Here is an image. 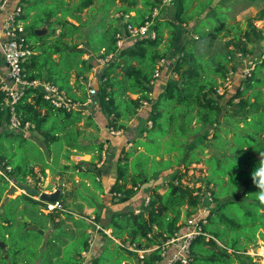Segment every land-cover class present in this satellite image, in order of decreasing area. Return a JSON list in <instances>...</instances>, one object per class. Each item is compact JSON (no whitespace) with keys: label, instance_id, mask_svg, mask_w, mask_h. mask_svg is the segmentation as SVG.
Returning a JSON list of instances; mask_svg holds the SVG:
<instances>
[{"label":"trees","instance_id":"obj_1","mask_svg":"<svg viewBox=\"0 0 264 264\" xmlns=\"http://www.w3.org/2000/svg\"><path fill=\"white\" fill-rule=\"evenodd\" d=\"M22 1L23 8L28 13L34 12V23L38 25L42 22L48 31L38 36L32 30L31 33L38 41L29 45L32 53L22 62L23 78L53 82L79 105L69 109L57 107L44 97L41 85L26 86L24 94L14 104L20 121L32 123L34 129L45 137L47 147L49 142L63 139L68 147L65 154L68 161L71 150L103 151L106 143L104 140L95 139L92 143H84L82 140L86 138V126L94 124L98 128L93 120L94 110L89 109L86 114L88 108L83 104L89 98L85 85L86 73L93 67L92 60L88 58L92 54L100 57L112 54L97 75L96 93L91 96L89 104L102 111L109 132L111 129L125 132L127 125L123 121L129 120L146 101L145 105H149L147 121L151 122V126H144L145 134L134 140L136 148L132 152L137 151V147L143 146V143L160 141L164 145V154L173 155L172 152H178V155L173 156V159L171 156L157 159L156 164L169 162L171 165L185 167L183 171L176 170L171 176L168 175L167 180H160L158 174L164 167L158 166L155 172L150 171V165L147 164L151 154L145 149L146 152L136 155H144L146 166H142L141 159H134L130 166L141 169L131 174L129 157L133 156L132 152H124L122 149L118 153L111 195L116 203L132 198L138 185L150 181L152 184L147 187V202L138 211L132 207L111 211L103 227L111 228L112 236L118 240L115 241L101 231L108 240L103 250L91 257L92 264L110 263L112 259L117 264H162V242L175 233L185 232L188 229L187 219L201 210L205 211L200 217L201 232L191 242L189 264H232L235 257H238V251H245L250 243L258 245L260 239L264 246V199H261L264 190L252 179L253 171L264 166V92L261 91V86L264 87V50L260 58L249 64V72L241 74L234 94L229 98L225 96V83L232 75L230 71L233 73L238 69L236 53L244 57L253 52L247 48L246 39L251 41L249 32L244 34V38L235 35L222 46H213V42L227 27L228 17L225 18L223 11L228 10L221 5L212 6L213 0H202L206 5L205 15H196L186 21L182 18L185 11L184 0H174L177 4L173 20L157 18L153 24L156 32L154 38L137 37L118 47L116 34L127 23H144L161 0H145V6L149 7L146 15L145 11L137 8V0ZM111 9L120 12L122 16L127 15L126 22L120 25L119 18H109ZM132 11H136L137 15L130 16ZM96 13H100V16L93 20ZM214 15H218L217 24L209 25L203 30V35L196 30L199 23L205 22L207 18L212 19ZM69 18L76 20L78 24ZM178 21L183 24L190 21L194 38L185 42L178 41L170 31L171 38L167 45L160 46L163 40L162 26H176ZM56 28H59L58 31ZM29 34L27 32L26 36ZM192 42L197 43L193 45ZM79 43H83L85 47H78ZM85 54H88V58L84 59L82 56ZM169 54L175 55L171 57L174 60L171 74L177 77L167 78L163 86L154 89V70L161 59L168 63ZM1 64L0 58V72ZM160 70L162 71V67ZM73 71L81 78L70 83ZM223 86V92L219 93V88ZM247 91L249 94H246ZM131 94H135L136 98H132ZM235 98L238 99L237 102H233ZM4 99L5 93L0 90V136H16L18 134H12L6 129L10 107L3 105ZM232 103L235 104L236 111H240L239 117L234 121V128H239V132L220 125L221 118L227 120L226 113L232 111L223 105L227 104L229 107ZM165 115L171 119V124L162 128ZM82 121L87 123L79 124ZM192 121L197 125L192 126ZM239 123L243 125L240 127ZM207 127L210 129L206 131ZM191 134L197 139L186 140ZM206 143L214 146L219 154H204ZM199 154L208 165V174L196 179L204 183L203 190L182 181L184 178L192 179V176H187V171L190 164L202 162ZM0 158L10 162L1 151ZM88 163H63L59 169L61 175L72 168L80 174L94 173L97 177L101 169L90 168ZM13 166L20 183L27 176L40 181L30 164ZM48 167L40 169L41 176L46 175L45 169ZM128 183L131 185L128 186ZM36 185L29 187L32 196L40 192ZM98 188L101 189L100 186ZM196 191L199 193L196 194ZM207 192L210 193V200L204 202L208 198ZM30 195L19 194L11 199H16L18 204L22 203L19 208L20 215L23 216V234L31 236L32 242H35V238L40 239L38 246L32 248L34 253L37 251L41 255L32 257L28 254L31 249L27 248L31 244L24 239L25 236L20 239L6 232L3 239H0V248L4 252L1 253L0 262L41 264L45 260V264H82V252L89 247L88 222L75 218L68 212H64L62 218L61 213L55 209L45 214L42 208L48 201ZM80 197L83 200L89 199L82 193ZM68 199L69 196L64 193L57 200L64 208H68ZM87 202L90 206L93 205L90 200ZM76 210L81 212L82 206L76 207ZM213 218H217L218 223L229 230L228 233L215 231L208 234L205 227ZM10 221V218L0 212V227H9ZM29 225H37L43 232L29 230ZM219 236L224 239L223 244L217 242ZM7 238H10L9 244L6 242ZM70 240L77 241L78 248L68 254L67 260L62 261V250ZM206 244L210 247L207 248ZM8 245L9 251L6 252ZM132 246L135 250L131 249ZM138 251H142V255ZM134 259L136 262H133Z\"/></svg>","mask_w":264,"mask_h":264},{"label":"rangeland","instance_id":"obj_2","mask_svg":"<svg viewBox=\"0 0 264 264\" xmlns=\"http://www.w3.org/2000/svg\"><path fill=\"white\" fill-rule=\"evenodd\" d=\"M156 1V0H152ZM145 0H137V8L141 11H145V15L147 14V9L149 7L145 6L144 4ZM159 2V1H157ZM212 6L213 5H221L225 7L227 11H223L225 18L228 17L227 21V27L226 29L216 38V40L213 42V46H222L227 40L230 38L234 37L235 35L239 36L240 38H244V34L246 32H249L251 35V41L249 39H246L247 43V48L251 49L253 52L245 55L242 59H239L237 62V71L231 73V77L229 81H226V88L227 92L225 96L228 98L234 94L236 85L241 77V74L243 71L249 69L250 65L253 60L260 58V55L262 51L264 50V0H213L211 2ZM176 4L177 2L174 0H161V2L157 3L156 7L152 9L151 11V16H154V21L156 23V19L159 18L161 20L165 18H172L173 20L174 15H175V9H176ZM185 4V11L182 13V18L186 19L188 21L190 18L196 15H205L206 12H204V9L206 7L205 2L202 0H184ZM114 7H112L113 9ZM111 11L109 12V18H119L122 23L126 22L128 19L127 15L122 16L120 12L118 11ZM222 11V10H221ZM204 12V13H203ZM203 13V14H202ZM209 13V12H207ZM137 15L136 11H132L130 13V16ZM207 15V14H206ZM100 16V13H96L95 17L93 20H96ZM119 16V17H117ZM198 18V17H197ZM217 18L218 15H214L212 19L209 20H204L205 22L199 23L197 26L198 31L201 32L203 35V30L206 29L209 25H215L217 24ZM192 21V20H191ZM194 21V19H193ZM190 22V21H189ZM185 22V24L181 23V21H178L176 26H170L166 27L165 25L162 26V45H167L168 41L170 40V31L172 32L173 36L178 39V41L185 42L188 39L194 38V29L191 28V23ZM120 23V22H119ZM36 27V28H35ZM38 25L34 23L33 21V15L30 16L28 23L26 25L27 32L30 34L26 36L27 41L30 44H35L36 41H38V38L32 34V30L38 29ZM171 29V30H170ZM58 30V29H56ZM48 31H46L47 33ZM197 42H192L193 45H196ZM85 47V45L82 43L81 48ZM102 51L99 53L101 54ZM175 56L174 54H169L168 55V63H164L162 66V71L161 75L157 77L153 81V86L154 89L163 86L165 84V81L167 78L174 77L176 78L177 75L171 74V70L168 71V66L169 63L171 62V57ZM82 58H88V54H85L82 56ZM237 58V57H235ZM88 60H92L93 67L90 69L89 72L86 73L87 75V81L85 85L87 88L89 87H94L97 89V82H98V73L99 71L104 67V60L101 59V57L97 54H92ZM252 66V65H251ZM72 81L74 82L75 80H80V76L78 77L76 74V71H73L71 74ZM70 78V79H71ZM76 84L74 83V86ZM224 89L223 87L219 88V93H222ZM261 91L264 92V87L261 86ZM154 93H152L153 96ZM246 94H249L247 91ZM132 98H136L135 94L130 95ZM237 98L234 99L233 102H237ZM149 107V105H146ZM226 108L232 109L231 112L226 113L227 115V120L224 118H221L220 125H224L229 127L232 130H236L239 132V128H234V121L236 118L239 117V112L236 111L235 109V104L232 103L228 107L227 104L223 105ZM89 110V109H88ZM98 113L93 115V120L95 124L99 125V128H96L94 124H89L85 128V140H92L94 139L99 140V137L103 139L104 136H108L113 138L114 136H117V138L121 135H123V130L119 131L118 135L113 134L109 132L108 127H106L105 124V116L103 115L102 111L97 107ZM147 110H140L139 112L137 111L132 117H130L129 120H124L123 122L127 125V128L125 129V134L127 135L126 141H123V143H119L116 138L112 139V141H109L107 143V146H103V151L99 152L96 149L92 150H87L85 152L82 151H74L71 150L69 154V161L65 158L66 151L68 150V147L66 146V143L63 142V139H57L52 142H49V147H47L46 142L44 141L45 137L43 134L36 130L33 129L30 131L28 136L24 135L23 133H17L14 132L11 129H8V132H11L12 134L16 133L18 135L16 136H10V135H2L0 136V151L10 160L12 165L20 164V165H28L30 164L35 172L37 173L36 176L37 178H40V181H37L35 177L32 178V183L30 184L31 181H25L20 184V187H24L27 189V191H30V188L36 185L39 189L40 192L48 191L52 189L57 188L58 185V180L59 178H63V183H62V191L61 194H67L69 196V199L67 201V204L69 205L68 208H72V210L76 211V207L78 206H84V203H86L85 200L80 199V193L86 194L89 199L95 205L92 207L90 210H81L84 215H86L90 220H95L96 223L101 227L103 226L108 219L110 211L111 204H107L108 206L104 209L103 203L105 202H110V200L113 202L115 201L112 196L110 197L109 190L106 189L102 195V197L99 196V198H95V195H98V187L101 186V183L95 180V174L94 173H86L88 177H85L83 179L80 178L78 175V170L68 168L67 170L64 171L63 175H61L60 172V165L63 163H68L71 164L73 162H79L81 160H85L89 164H93L92 167H98L102 171L99 173V176L102 179V182L105 184L107 182V179L113 178V171H111L112 175H108L104 172H107L108 169V163L112 162L113 160H117L118 153L123 149L124 152H132L134 151V148H136V145L133 143L135 139H137L139 136L144 135L143 133V128L144 126H149V123L146 124L147 121ZM95 116V117H94ZM226 117V116H225ZM165 121L162 123V128L165 126H168L171 121L170 118H168L165 115ZM86 121H82L79 124H86ZM105 125V126H104ZM197 124L192 121V126H196ZM240 127L243 125V123L238 124ZM101 126V127H100ZM151 126V125H150ZM100 128H101V133H100ZM210 128L207 127L205 130H209ZM88 130V131H87ZM143 133V134H140ZM203 132V130H201ZM211 134V133H210ZM209 134V135H210ZM174 135V134H173ZM22 136V137H21ZM113 136V137H112ZM195 135L191 134V136H188L186 140L192 141ZM26 139V140H25ZM128 139V140H127ZM197 139V138H196ZM84 140V139H82ZM141 142V139H140ZM163 142H153V143H143V146H139L137 148V151L132 152L133 156L129 157V167L132 170L131 174L135 173L137 169H141V167H135L134 165H131V162L135 160L141 159L143 164L142 166L145 167V162L146 160L143 158L144 155L142 154L141 157L137 156L136 154H139L141 150L145 151V149H148L151 155L150 159L148 158V163L147 165H150V171L152 170L155 172V169L158 166H162L164 168L160 169L162 171L159 172L158 178L160 180H167L168 175L171 176L176 170H181L183 171L185 167L183 166H177L175 164L169 163V162H161L159 164H156V160L160 158H168L171 156L173 159V156L178 155V152H172L173 155L170 154H164V145L162 144ZM205 144V143H204ZM113 148H117V150H113ZM183 150V148H180ZM139 152V153H138ZM206 152H212L216 155L219 154L217 149L214 146L208 145L206 143V147L204 149V154ZM202 158V162L200 163H195V164H190L188 171H187V176H192L191 180H187L184 178L182 181L185 183H188L190 186H195L196 188L200 187L202 190L204 189V183L201 181H196V179L200 176H206L208 174V165L204 162L203 157L201 154H199ZM100 161V162H99ZM117 162V161H116ZM99 164V165H97ZM171 165V166H170ZM49 166L48 168L45 169V176H40V169L42 167ZM91 167V166H90ZM154 170H153V169ZM152 173V172H151ZM115 174V173H114ZM148 174V173H147ZM85 175V174H83ZM98 176V177H99ZM86 182V184H83L82 182ZM29 184H28V183ZM152 181L138 185L136 189V200L134 201L135 205L139 206L137 208L141 207V203L144 200L145 197V192L147 190V186L151 185ZM29 185L31 186L30 188ZM131 184L128 183V186ZM9 187L5 182H0V209L3 211L4 215L8 218L11 219L10 221V226L7 228H2L0 227V239H3V236L6 232L11 233L14 237L17 238H22V236H25V240L31 244L30 247L27 248V250L31 249V253H28L32 257H37L40 256V252H35L34 249L32 248L33 246H38L40 239L35 238V242H32V237L28 236L27 234H23V228H22V219L23 216L20 215V206H22V203L20 202L18 204V201L15 199L19 194L22 193H14L11 194L10 196H7L6 193L8 191ZM162 191V190H161ZM39 192V193H40ZM195 193H198L197 191ZM33 196H38V195H33ZM207 199L210 200L209 198L204 199V202H207ZM102 200V201H100ZM100 201V202H99ZM114 203V202H113ZM106 205V203H105ZM86 207V206H85ZM84 207V208H85ZM109 208V209H108ZM93 209L96 210V212L93 211ZM205 209V208H204ZM45 212H48L47 209H44ZM0 211V212H2ZM85 211V212H84ZM205 211L201 210L198 214L195 216L197 218H200L204 215ZM98 214V217H97ZM91 216V217H90ZM60 217H64L63 214H60ZM67 223H71L70 221H67ZM5 225V223H3ZM93 226V225H92ZM103 228V227H102ZM94 230L93 228H91ZM97 229V228H95ZM106 228H103V232H105ZM206 232L212 233L215 231L221 232V233H228V229H226L224 226L220 225L218 223L217 218H213L211 221H209L205 227ZM96 233V232H95ZM93 233V236L96 238L95 244L96 248L94 250L98 253L100 250H102V247L104 248L106 246V240L107 237L103 234H95ZM92 236V234H91ZM94 240V239H93ZM93 240L91 239V242L93 244ZM217 242L219 244H223L224 239L222 236H219L217 239ZM6 242L9 244L10 238L6 239ZM258 249L254 248V244L250 243L248 246H246V250H240L238 251V257H235L236 259L232 262V264H264V246L263 242L258 239ZM206 247H210L208 244H206ZM9 245L6 247V252L8 250ZM78 248V242L77 241H68L66 246H64V249L62 250V261H64L67 257L68 254L71 253L72 251H75V249ZM1 253L3 254L4 252L0 248V256ZM92 254L94 256L95 254ZM206 253V252H205ZM109 254V253H104V255ZM139 255H142V251H139ZM237 255V254H236ZM5 256V254H4ZM1 258V257H0ZM67 260V259H66ZM1 261V259H0ZM115 260H111L110 263L107 262L105 264H117V262H114ZM133 262H136V259L133 260ZM0 264H3L0 262ZM23 264V263H20ZM41 264H45V260L41 261ZM137 264V263H136Z\"/></svg>","mask_w":264,"mask_h":264},{"label":"built area","instance_id":"obj_3","mask_svg":"<svg viewBox=\"0 0 264 264\" xmlns=\"http://www.w3.org/2000/svg\"><path fill=\"white\" fill-rule=\"evenodd\" d=\"M10 0H0V13L5 10ZM22 13V8L20 5L16 6L12 11L6 14V17L2 24V34L3 37L0 38V51L2 53L3 61L6 65L4 72H0V90L5 93V99L3 102L4 106L10 107V117L7 123L8 129L14 132H25L29 128L34 127L32 123L21 122L20 118L15 112L14 104L21 98L24 94V88L30 85H41L43 88L44 97L50 102L62 108H71L73 106L79 105L77 102H73L65 93L64 90L60 89L53 82H44L39 80L29 81L23 78L22 74V62L30 55L32 52L29 49V43L26 41L25 29L21 23L20 17ZM147 17V16H146ZM154 20L153 16L146 18L142 24H131L127 23L125 28H122L120 32L116 34V45L121 47L126 41H130L137 37L149 36L154 38L156 35L155 29L153 28ZM112 54H108L105 57H101L103 62L107 61ZM237 59H242L240 53H236ZM165 61L161 59L155 70H154V80L160 75V68L163 66ZM250 67V66H249ZM250 68L243 71L242 75H246ZM232 72L230 71V74ZM152 80V83L153 81ZM229 80H227L228 82ZM226 84V83H225ZM227 85V84H226ZM89 98L84 102L83 105L91 102V96L96 93L94 87L88 88ZM143 104H147L146 101ZM151 125V122H149ZM110 132L114 134L116 130L111 129ZM0 180L5 181L10 187L13 186L14 192L22 193L25 195H30V191L26 188L20 187L19 180L14 174V168L11 163L6 159L0 158ZM26 181H31L32 178H26ZM199 193V191H197ZM197 194V193H196ZM39 195V194H38ZM208 198L210 199V193L207 192ZM32 196V195H30ZM38 198V196H32ZM147 202V201H146ZM205 208V207H204ZM44 209L48 212L54 209L65 210L62 204L57 200L54 202H47ZM201 218H197L195 215L190 216L187 219L188 229L183 233H175L173 236L164 240L161 244V255L163 256L162 264H189L190 262V245L192 240L198 236L201 232ZM95 228L103 231L97 223H94ZM92 236L90 235L89 243L91 242ZM135 250V248H131ZM139 252V251H138ZM86 251L83 252V256ZM152 264H159L157 262Z\"/></svg>","mask_w":264,"mask_h":264},{"label":"crops","instance_id":"obj_4","mask_svg":"<svg viewBox=\"0 0 264 264\" xmlns=\"http://www.w3.org/2000/svg\"><path fill=\"white\" fill-rule=\"evenodd\" d=\"M18 5H20L21 6V8H22V13H21V17H20V20H21V23H22V25H23V27H24V29H25V37H26V33H27V29H26V25H27V23H28V20H29V18H30V16H32L33 15V11H30L29 13L23 8V5H24V3H23V1L22 0H10L9 1V4L7 5V7L5 8V10L4 11H2L1 13H0V38H2L3 37V34H2V24H3V21H4V19H5V17H6V14L8 13V12H10V11H12L16 6H18ZM24 16H26V18H24ZM152 17V16H151ZM73 23H75V24H78V22L76 21V20H74V19H71V18H69ZM153 19H154V16H153ZM120 23V25H122L123 23L121 22V21H119ZM38 29H40V28H43V27H45L46 28V26L45 25H43L42 24V22H40L39 24H38ZM56 29H59V28H56ZM56 31H58V30H56ZM36 34V33H35ZM26 41H27V38H26ZM131 41V40H130ZM129 41V42H130ZM28 42V41H27ZM29 43V42H28ZM29 45H32V44H30L29 43ZM82 46V43H79L78 44V47H81ZM0 58H1V62H2V64H1V70H2V72H4L5 71V69H6V65H5V63H4V61H3V58H2V53H1V51H0ZM1 72V73H2ZM40 81H44V80H40ZM44 82H46V81H44ZM70 83H73V81H72V78L70 79ZM57 85V84H56ZM58 86V85H57ZM154 88V87H153ZM87 91H88V88H87ZM91 101H92V99H91ZM87 102V101H86ZM90 103V102H89ZM86 104V106H87V108L88 109H92V110H94V114H97L98 113V110H97V108H96V106H93V105H91V104ZM86 110L85 111V113L86 114H88L89 113V110ZM149 110V107H147L145 104L142 106V107H140L137 111L139 112L140 110ZM93 114V115H94ZM95 117V116H94ZM150 121H146V124H148ZM98 125V124H97ZM105 126V125H104ZM149 126H150V124H149ZM101 127V126H100ZM98 128H99V125H98ZM6 129H8V127H6ZM34 129V127H32V128H29L27 131H25V132H17V133H23L24 135H26V136H28V134L30 133V131L31 130H33ZM88 131V130H87ZM120 131V130H119ZM119 131H116V133L115 134H117L118 135V133H119ZM123 132V131H122ZM100 133H101V128H100ZM144 134H145V132H144ZM111 135H113V134H111ZM114 136V135H113ZM112 136V137H113ZM127 135L123 132V135L121 136H119L118 138H117V136H114L113 138H111V137H108V136H104L103 137V139L102 138H100L99 137V139L100 140H104L106 143L104 144V147H106L107 146V143L109 142V141H112V139H114V138H116L117 139V141L119 142V143H123V141H126V137ZM86 139V138H85ZM83 140L84 141V143H88V142H94V137L92 138V140ZM128 140V139H127ZM138 148V147H137ZM113 150L115 151V150H117V148H113ZM140 152H146V151H143V150H141ZM139 153V152H138ZM81 161H84L85 163L87 162V161H85V160H81ZM100 162V161H99ZM10 163V162H9ZM92 165L93 164H89L88 166L90 167V168H94V167H92ZM97 165H99V164H97ZM13 166V165H12ZM13 168H14V166H13ZM96 168H98V167H96ZM97 171H98V169H97ZM102 171V170H101ZM111 171H113L114 173H113V178H111L110 180L109 179H107V182L104 184L103 182H102V179H101V177L99 176V173L100 172H98V176L97 177H95V180H97L98 182H100L101 183V186H100V188L101 189H99V188H97L98 189V195H95V198H99V196L100 197H102V195H103V193H104V191L106 190V189H108L109 190V194H110V197H111V195H112V193L113 192H111V187L112 186H114L113 184H114V181H115V177H116V161L115 160H113L112 162H109L108 163V169H107V172H104V173H106V174H108L109 176L110 175H112L111 174ZM103 172V171H102ZM14 174H15V176H16V178L19 180V178H18V176L16 175V172H15V170H14ZM79 176H80V178L81 179H83V180H85L84 178L85 177H88L87 175H83V174H78ZM41 176V175H40ZM28 177H30V178H33V176H27L26 178H28ZM26 178H25V181H26ZM20 181V180H19ZM24 181V182H25ZM0 182H5V181H3V180H0ZM6 183V182H5ZM20 183V182H19ZM28 183V182H27ZM83 184H86V182L84 181V182H82ZM7 184V183H6ZM21 184V183H20ZM29 184V183H28ZM7 186L10 188V186L7 184ZM29 187H31L30 185H29ZM28 187V188H29ZM148 187V186H147ZM9 189H8V191H7V193H6V195L7 196H10L9 195ZM44 192H52V189H50V190H48V191H44ZM14 193H16V192H14ZM13 193V194H14ZM147 190H146V192H145V197H144V200H143V202L141 203V205L142 204H145L146 203V201H147ZM84 195H86V194H84ZM35 198V197H34ZM113 198V197H112ZM80 199L81 200H83V198H81L80 197ZM114 200H116L115 198H113ZM136 200V196L134 195L132 198H130L128 201H126V202H123V203H116L115 201H111L110 200V202H105L106 203V205H105V203H103L104 205V209L109 205V204H111V207H110V211H114V210H122V209H127L128 207H132V208H134L136 211H138L139 210V208H137V207H139V206H137V205H135V203H134V201ZM86 201V203H84V206H82V209L84 210H90V209H92V207L95 205V203H93V205H89L88 204V202H87V200H85ZM100 201H102V200H100ZM99 201V202H100ZM92 202V201H91ZM108 204V205H107ZM86 206V207H85ZM137 206V207H136ZM85 207V208H84ZM67 208V207H66ZM65 208V210H60V209H55V210H58L59 211V213H61V214H64V212H68V213H70L73 217H75V218H81L82 220H85V221H87L88 222V224H89V227H88V229H87V232L91 235L92 234V240H93V244H92V242H90L89 243V247H88V249L87 250H85L86 251V254L83 256V252H82V256H83V262H82V264H92V262H91V257H92V254L94 253V252H96L95 250H94V248H96L97 246H96V244H95V237L93 236V233H95V234H102L101 233V230L100 229H95V225H94V223H96V221L95 220H90V218H88L86 215H84L83 214V212H79V211H74V210H72V208H67L66 209ZM109 209V208H108ZM42 210H43V212L45 213V214H47V213H49V212H45V210H44V208H42ZM0 211H2L1 209H0ZM93 211L95 212V209H93ZM3 212V211H2ZM85 212V211H84ZM111 213V212H110ZM110 213H109V215H110ZM91 217V216H90ZM108 218H109V216H108ZM108 220V219H107ZM3 223H5L6 224V222H3ZM93 225V226H92ZM101 227H103V226H101ZM91 228H93L94 230H92ZM104 228V227H103ZM42 230V229H41ZM105 232V234L107 235V236H109V237H111V238H113V239H115V241L116 240H118V239H116V238H114L113 236H112V234H111V228H106L105 230H104ZM43 232V231H42ZM103 232V231H102ZM102 250H103V247H102ZM101 251V250H100ZM99 251V252H100ZM94 254H97V253H94Z\"/></svg>","mask_w":264,"mask_h":264},{"label":"water","instance_id":"obj_5","mask_svg":"<svg viewBox=\"0 0 264 264\" xmlns=\"http://www.w3.org/2000/svg\"><path fill=\"white\" fill-rule=\"evenodd\" d=\"M46 31H47V29L45 27H43V28H40V29H36L35 33L38 36H41V35L45 34ZM173 62H174V60H171L169 66H168V71L171 70ZM62 183H63V178H59L57 188L54 189L52 192H40L39 195H38V199L46 200L48 202L57 201V199H58V197H59V195L61 194V191H62ZM13 190H14V187L11 186L9 188V192H8L9 195L12 194ZM113 190H114V186L111 187V192H113ZM27 228L29 230H33V231L37 230L40 233H42V230L40 228H38L37 225H29ZM1 247L2 248L4 247L3 243H1ZM254 248L258 249V246L255 245ZM5 257H6V254H5Z\"/></svg>","mask_w":264,"mask_h":264},{"label":"clouds","instance_id":"obj_6","mask_svg":"<svg viewBox=\"0 0 264 264\" xmlns=\"http://www.w3.org/2000/svg\"><path fill=\"white\" fill-rule=\"evenodd\" d=\"M252 179L261 190H264V166H261L253 171ZM261 199H264V195L261 196Z\"/></svg>","mask_w":264,"mask_h":264}]
</instances>
